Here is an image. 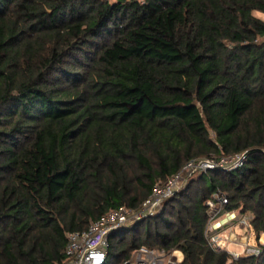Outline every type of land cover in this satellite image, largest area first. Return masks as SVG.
<instances>
[{"label":"trees","instance_id":"16d2710c","mask_svg":"<svg viewBox=\"0 0 264 264\" xmlns=\"http://www.w3.org/2000/svg\"><path fill=\"white\" fill-rule=\"evenodd\" d=\"M264 0H0V264H61L68 232L138 208L195 157L156 214L110 235L174 264H264L209 239L216 191L264 233Z\"/></svg>","mask_w":264,"mask_h":264},{"label":"built area","instance_id":"2783aa9c","mask_svg":"<svg viewBox=\"0 0 264 264\" xmlns=\"http://www.w3.org/2000/svg\"><path fill=\"white\" fill-rule=\"evenodd\" d=\"M248 151L244 150L232 155L192 158L169 178L158 181L150 196L138 208L122 206L111 209L92 221L87 229L68 232L66 259L61 264H105L110 247V235L114 231L156 214L165 199L175 194L194 174L215 168L234 170L241 167L246 161ZM261 151L264 155V148ZM227 203V196L219 190L207 200L210 208L208 232L211 245L217 249L228 250L235 258L244 254H260L261 244L264 243L262 237L258 238L257 244L249 242L253 216L237 209H227L225 207ZM233 224L248 232L243 239H240L243 244L241 252L229 248L236 240L234 235L224 237L219 231L225 225ZM183 258L184 253L181 250L167 253L164 249L141 246L124 264H174L181 262Z\"/></svg>","mask_w":264,"mask_h":264},{"label":"rangeland","instance_id":"374dc122","mask_svg":"<svg viewBox=\"0 0 264 264\" xmlns=\"http://www.w3.org/2000/svg\"><path fill=\"white\" fill-rule=\"evenodd\" d=\"M253 13L256 16L264 19V13L263 12L258 11V10H255ZM237 210H239V209H237ZM249 214L253 216L252 213H249ZM220 233L223 234L224 237H225V235H230V234L234 235L236 240L233 243H231V245L229 246V248L231 250H236L238 252H241L242 251V249H243L242 245L243 244H242V241L240 239H243L244 238L243 236H245L246 234H248V232L245 229L238 227L236 224H233L231 226H227L226 229L220 231ZM249 242L251 244H257V243H259L258 237L252 231L250 232Z\"/></svg>","mask_w":264,"mask_h":264},{"label":"crops","instance_id":"0c3cea01","mask_svg":"<svg viewBox=\"0 0 264 264\" xmlns=\"http://www.w3.org/2000/svg\"><path fill=\"white\" fill-rule=\"evenodd\" d=\"M227 226H228V225H225L223 228L219 229V231L225 230ZM260 236L262 237V240H263V242H264V233H261ZM260 236H259V237H260ZM259 237H258V238H259Z\"/></svg>","mask_w":264,"mask_h":264}]
</instances>
